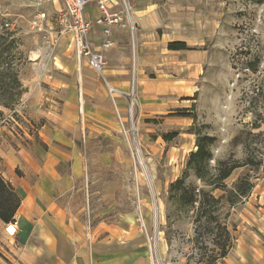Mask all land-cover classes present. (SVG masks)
Here are the masks:
<instances>
[{
    "label": "rangeland",
    "instance_id": "rangeland-1",
    "mask_svg": "<svg viewBox=\"0 0 264 264\" xmlns=\"http://www.w3.org/2000/svg\"><path fill=\"white\" fill-rule=\"evenodd\" d=\"M225 2L222 36L216 46H210V60L191 97L196 96L194 101L175 96L161 112L140 116L141 94L137 73L134 77L133 52L128 65L130 82L124 90L127 95L119 99L118 107L103 79L86 64V58H82V67L81 60L70 59L65 68L67 72L63 73L71 89L67 97L76 106V134L80 137L77 149L84 154L90 191L95 192L107 183L112 189L106 202L96 196L89 201L86 191L87 208L90 206L94 215L100 214L103 207L109 208V221L124 218L127 228L138 226L139 229L140 214L150 232L156 226L161 234L157 257L152 260L149 254L150 264H206L218 250L216 244L221 233L215 231V238L209 231L216 223L196 225V210H177L169 200L170 184L182 177L190 153L196 150V136L188 133L193 120L176 116V111L190 109L194 104L203 131L217 138L212 148V172H216L219 162L245 163L250 158L259 164L236 169L224 182L228 191L240 182L253 185L248 196L240 199L205 186L190 172L188 185L224 198L211 211L217 212L219 223L229 231L231 249L216 264H264V123L260 119L257 122V115L264 109V63L259 75L246 67L255 55H261L264 61V4L247 0ZM64 12L62 0H0V24L9 25L6 28L16 32L27 58L21 68L22 79L33 76L41 68H46L51 75L62 70H56L55 59L63 56L59 39L65 29L61 22ZM67 43L70 45V41ZM69 54L77 55L75 45ZM261 86L263 89L258 93L257 88ZM63 103V98L47 96L43 108L50 116H57L62 114ZM18 106L15 109L18 118H13L11 111H5V118L0 121V143H10L15 149L31 143L29 137L36 136L35 129L48 124L44 118L35 128H28L22 118V101ZM257 125L261 127L256 128ZM63 130L64 137L73 136L64 126ZM170 132L180 135L168 143L162 135ZM79 203H83L82 196ZM7 246L5 241H0L3 264L10 263L5 257Z\"/></svg>",
    "mask_w": 264,
    "mask_h": 264
},
{
    "label": "crops",
    "instance_id": "crops-1",
    "mask_svg": "<svg viewBox=\"0 0 264 264\" xmlns=\"http://www.w3.org/2000/svg\"><path fill=\"white\" fill-rule=\"evenodd\" d=\"M126 1L132 8L130 23L125 20L112 29V47L104 52L106 75L113 86L124 92L130 82L128 65L133 52L141 94L140 116L149 117L161 112L162 107L173 102V97L191 98L197 91V82L210 60V46H216L222 36L226 2ZM111 5L114 11L123 9L121 0H111ZM100 14L97 0H89L86 17L94 22ZM88 39L94 52L102 51L101 27L93 23ZM59 40V47L64 50L63 56H56L55 67L62 70L51 75L42 61L45 70L41 68L33 76L21 78L26 89L21 100L22 118L27 127L35 128L44 118L48 124L35 129V139L29 137L31 143L27 146L17 144L19 148L15 149L10 143H0V174L21 198L14 239L6 235L5 224L0 220V241L9 247L5 257L9 264H150L147 242L138 226L127 228L124 218L109 221V208L103 207L97 215L90 206L87 208L86 191L89 201L96 196L106 202L112 189L107 183L95 192L90 191L84 154L77 149L80 137L76 134V106L67 97L71 89L63 75L70 59L81 60L82 67L83 57L69 54L74 46L70 35L64 34ZM177 42L192 50L168 48L170 43ZM51 95L64 99L62 114L50 116L43 108L45 98ZM18 113L21 114L19 106ZM63 126L72 131V137L63 136Z\"/></svg>",
    "mask_w": 264,
    "mask_h": 264
},
{
    "label": "trees",
    "instance_id": "trees-1",
    "mask_svg": "<svg viewBox=\"0 0 264 264\" xmlns=\"http://www.w3.org/2000/svg\"><path fill=\"white\" fill-rule=\"evenodd\" d=\"M247 1L264 4V0ZM168 48L170 50H192L185 43L178 42L170 43ZM26 61L27 58L21 50V40L16 32L0 24V121L5 118V111H11L13 118H18L19 116L15 109L26 92L21 81V68ZM262 63H264L262 56L255 55L253 60L246 64V67L252 74L259 75ZM261 89H263L262 86L257 88L258 93ZM195 97L185 98L184 100L194 101L196 100ZM195 107L194 104L190 109L182 108L176 111V116L193 120L188 133L196 136V150L190 153L182 177L170 184L169 200L177 210H196L194 221L196 225L206 222L208 226H212L213 223H216V226L209 228V231L211 235L214 234L215 238H217L215 231L221 233L219 242L216 244L218 250L206 262V264H216L219 259L225 258L231 249L229 231L219 223L218 215L215 214L217 212L211 211V208L216 207L224 198H217L210 191L188 185L187 180L190 177V172H193L195 177L205 186H211L213 190L221 189L240 199L248 196L253 189V185L249 182H240L233 190L228 191L224 182L236 169L249 165L258 166L259 164L250 158L245 163L235 162L230 164L219 162L216 172H212L210 169V162L213 158L212 148L217 143V138L203 131L204 126L199 125V117ZM257 117V122L260 119V123H264V109ZM260 127L261 125L256 126V128ZM179 135V132L164 133L162 138L170 143L178 138ZM20 206V196L14 187L0 174V220L4 224L10 223L16 216Z\"/></svg>",
    "mask_w": 264,
    "mask_h": 264
},
{
    "label": "built area",
    "instance_id": "built-area-1",
    "mask_svg": "<svg viewBox=\"0 0 264 264\" xmlns=\"http://www.w3.org/2000/svg\"><path fill=\"white\" fill-rule=\"evenodd\" d=\"M62 1L65 7V12L61 22L65 25V29L60 32V35H70L72 42L77 49L78 55L80 58H86L92 70L103 79L112 101L114 104H116L117 99L123 98L127 94L118 90L108 80L106 75L107 61L104 52L112 47V43L109 40L110 36L112 35V29L121 25L124 20H127L130 23L132 9L131 6L126 0H121L123 9L121 11H114V6L111 5V0H97V5L101 14L94 22H91L86 17V8L89 0ZM43 17H45V15H43ZM93 23L101 27L102 35L104 37L102 40V51L99 53L94 52L91 49L90 41L88 39V35ZM6 27H9V25H6ZM42 30L43 26H40L39 31ZM133 61L135 64L134 54ZM135 76L136 69H134V77ZM135 84L136 82L133 81V86H135ZM137 221L139 224L140 233L143 234L146 239L150 257L153 260L155 257H157V249L161 233L156 226L150 232L142 214L139 215ZM155 222H157V214L155 215ZM18 226L19 220L15 216L10 223L5 224L6 235L9 238L14 239L17 235Z\"/></svg>",
    "mask_w": 264,
    "mask_h": 264
}]
</instances>
